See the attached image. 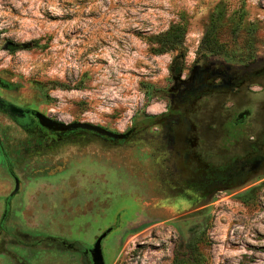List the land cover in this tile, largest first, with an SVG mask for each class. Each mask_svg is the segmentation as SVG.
<instances>
[{
	"label": "rangeland",
	"instance_id": "1",
	"mask_svg": "<svg viewBox=\"0 0 264 264\" xmlns=\"http://www.w3.org/2000/svg\"><path fill=\"white\" fill-rule=\"evenodd\" d=\"M175 26L181 39L163 49ZM263 57L264 0H0V222L18 181L0 264H90L102 233L105 264H264L261 150L230 147L241 155L231 162L213 148L216 169L195 163L193 177L169 146L188 107L197 129L251 107ZM200 80L213 90L195 99ZM11 108L135 131L119 144L89 133L50 142ZM216 130L205 128L209 142Z\"/></svg>",
	"mask_w": 264,
	"mask_h": 264
},
{
	"label": "flooded vegetation",
	"instance_id": "2",
	"mask_svg": "<svg viewBox=\"0 0 264 264\" xmlns=\"http://www.w3.org/2000/svg\"><path fill=\"white\" fill-rule=\"evenodd\" d=\"M260 61L263 62V64L261 63L262 65L260 64L263 67H261L257 71H253V73L250 74L252 78L248 79L249 82H252L253 84L260 86V94L254 95L252 99L249 98L250 100L247 97L242 98L244 100L248 99L247 101L250 103L251 107H247V108L244 107L241 110L236 109L235 111L227 110V112L229 113L228 115L226 114L224 115V113H221L220 115L217 114L213 118H211V121L205 119L204 121L206 122V124H203L202 126L198 127V129L197 126H195V124H193L192 122L193 117L196 120L202 118L201 116L197 117L198 114L197 108L195 110L194 109L191 110V107L190 108L188 107L187 109H184L178 113L177 117H178V121L180 122L178 125L180 126H177L176 124L175 128L173 129L175 141L171 140L169 146L170 148L181 149V151L177 152L176 158L179 160V162H182L180 163L183 165L182 169H184V171H187L186 172L187 174L188 173L193 174L192 176L194 177L195 172H197L199 168V166L197 167V164L195 165V163H201L202 165L205 164L208 169L215 170L216 165L212 161L215 158H217L219 154L217 152V155L215 156L216 151L213 150V148L218 149L221 147L222 156L225 157L226 160L231 159L230 160L231 162L232 160H235L237 157L241 155L239 154V152L237 153L229 152L230 147L231 149L237 148L238 150H241L243 153L244 152L255 153L258 150H261L260 154H262L264 157V85L263 82L258 83L260 80H264V59ZM202 80L204 81V79ZM255 80H259V81L254 82ZM203 81L200 80L199 83H196V86L198 85L199 87L198 86L196 87L197 90L195 95L197 96L195 97V99H198L199 93L204 91L203 89H208V91L210 89L213 90V88H208V85L206 84L207 81L204 84L202 83ZM245 82L246 81L243 80V82L241 83L244 84ZM236 85L237 87H241L240 83ZM0 86L1 87L3 86V83L1 81H0ZM233 86L234 85L231 84L227 88H233ZM202 93H205L204 95H208L207 92H202ZM239 93L240 91L238 90V92H231V94L227 93L226 95L229 96L235 94L238 96ZM6 102L7 101L5 100L4 102L0 100V105L2 106V104L3 103L6 104ZM185 105L187 104L186 103L183 104L184 107ZM232 106L234 107V105ZM20 109L22 110H14L16 114H14L12 117L8 116L7 114L5 115L8 116L9 119H11V121L14 124H16L19 128H21L25 132L38 133L40 137L46 140L50 139L49 140L50 142L62 141L64 140V138H67L70 135H74L78 133H89L93 136L100 138L102 142L119 144L127 140L131 136V133L135 131V130H131L127 132L126 135H123L121 138H117L115 136L117 134H114L106 130L102 131L101 133H97L96 131H87V130L77 131V129L54 130L46 126H42L39 121L40 119L37 117V113H35L33 110L24 109V108H20ZM198 112H203L202 107L198 110ZM172 115L173 114H164L161 117H164L167 122H171L173 121L172 117H174L175 114L173 116ZM218 116L224 117L225 120H220ZM227 116L230 118L227 119L228 118ZM188 122L192 123V126L189 128V130H187ZM205 126L209 128H211V126H217V130H216L217 136L215 135L214 141L209 142L208 138L206 139L205 133L207 134L208 132L204 131L206 128ZM202 127L205 128L203 129ZM173 130L168 129L169 133L171 134V137H173L171 133ZM50 142H45L44 144L47 145ZM211 142L213 146L210 144ZM3 143L1 141L0 145H3ZM37 144L41 146V143H37ZM13 179L15 181V187H16L18 181L15 177H13ZM10 199L11 198L9 196V198L5 200L6 210L0 222V228H3L4 226L7 212L10 207ZM106 235L107 233H102L93 241V243L91 244L92 247L91 251L98 239H101V250H102V244ZM69 246L72 245L69 244ZM85 253L88 257L90 256L91 259V253L88 250H86ZM89 262L90 264H92V260H90Z\"/></svg>",
	"mask_w": 264,
	"mask_h": 264
},
{
	"label": "water",
	"instance_id": "3",
	"mask_svg": "<svg viewBox=\"0 0 264 264\" xmlns=\"http://www.w3.org/2000/svg\"><path fill=\"white\" fill-rule=\"evenodd\" d=\"M14 110H16L15 108H11L9 109V112H15ZM37 117L40 119V124L42 126H46L49 127L50 129H54V130H64V129H77V128H90L93 131H96L98 133H101L103 130L97 128V127H90L88 125H84V124H70V125H65V124H60L57 122H53L39 114H37ZM117 138H121L123 135L121 134H117L115 135ZM18 191V184H16V187L14 189V191L11 193L10 197L14 196L16 194V192ZM91 260H92V264H105L104 263V258L102 255V250H101V239H98L96 241V243L93 246L92 252H91Z\"/></svg>",
	"mask_w": 264,
	"mask_h": 264
},
{
	"label": "trees",
	"instance_id": "4",
	"mask_svg": "<svg viewBox=\"0 0 264 264\" xmlns=\"http://www.w3.org/2000/svg\"><path fill=\"white\" fill-rule=\"evenodd\" d=\"M215 20H216V18L212 17V23L215 22ZM180 31H181V28L179 26L173 27L169 32L165 33L162 36V40H160L158 43L162 46L163 49H166V48H169L171 50L174 49V47H176L175 45H177V43H178L177 40L181 39L182 33ZM211 43H212V41L208 42L206 49H205V51L209 54L214 53V51H213L214 49H213V46ZM149 123H150V121L148 122V124ZM88 126H90V125H88ZM79 130L93 131L90 128H77V131H79ZM101 130H103V129H101Z\"/></svg>",
	"mask_w": 264,
	"mask_h": 264
}]
</instances>
